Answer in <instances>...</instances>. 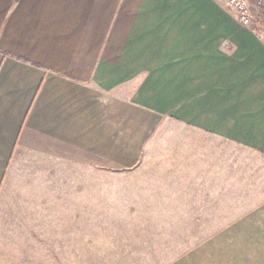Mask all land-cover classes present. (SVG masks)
Instances as JSON below:
<instances>
[{
  "label": "crops",
  "instance_id": "0c3cea01",
  "mask_svg": "<svg viewBox=\"0 0 264 264\" xmlns=\"http://www.w3.org/2000/svg\"><path fill=\"white\" fill-rule=\"evenodd\" d=\"M185 135L190 170L152 171ZM31 163L145 168L205 228L170 264H264L263 40L228 0H0V195Z\"/></svg>",
  "mask_w": 264,
  "mask_h": 264
},
{
  "label": "rangeland",
  "instance_id": "374dc122",
  "mask_svg": "<svg viewBox=\"0 0 264 264\" xmlns=\"http://www.w3.org/2000/svg\"><path fill=\"white\" fill-rule=\"evenodd\" d=\"M256 1L251 8L257 12ZM256 32L264 42L262 32ZM180 142L155 151L156 160L161 156L159 160L168 163L152 171L170 170L174 176L190 170L193 143L186 135ZM61 169L65 167L53 163L25 164L3 190L0 264H170L195 247L205 250L204 227L170 218L188 211L179 212L177 204L173 210L153 208L152 204L167 205L171 200L167 195H142L147 169L129 176L101 167ZM149 181L145 189L156 188L157 180ZM164 181L168 187L174 179ZM173 222L180 225H168Z\"/></svg>",
  "mask_w": 264,
  "mask_h": 264
},
{
  "label": "built area",
  "instance_id": "2783aa9c",
  "mask_svg": "<svg viewBox=\"0 0 264 264\" xmlns=\"http://www.w3.org/2000/svg\"><path fill=\"white\" fill-rule=\"evenodd\" d=\"M253 0H228L229 7L234 10L240 23L254 31L258 30V16L255 10L251 8ZM264 38V30L261 31Z\"/></svg>",
  "mask_w": 264,
  "mask_h": 264
},
{
  "label": "trees",
  "instance_id": "16d2710c",
  "mask_svg": "<svg viewBox=\"0 0 264 264\" xmlns=\"http://www.w3.org/2000/svg\"><path fill=\"white\" fill-rule=\"evenodd\" d=\"M257 16H258V30H264V0H257L256 3Z\"/></svg>",
  "mask_w": 264,
  "mask_h": 264
}]
</instances>
